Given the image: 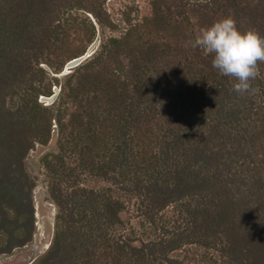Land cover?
Wrapping results in <instances>:
<instances>
[{"label":"trees","instance_id":"trees-1","mask_svg":"<svg viewBox=\"0 0 264 264\" xmlns=\"http://www.w3.org/2000/svg\"><path fill=\"white\" fill-rule=\"evenodd\" d=\"M108 1L0 0V256L34 239L25 162L55 131V231L32 264H264V62L256 93H237L193 46L226 16L264 36V0H152L62 75L86 54L66 58L76 14L118 31ZM131 199L138 231L121 217Z\"/></svg>","mask_w":264,"mask_h":264},{"label":"rangeland","instance_id":"rangeland-1","mask_svg":"<svg viewBox=\"0 0 264 264\" xmlns=\"http://www.w3.org/2000/svg\"><path fill=\"white\" fill-rule=\"evenodd\" d=\"M106 10L118 25V31H111L107 28H100L95 20L88 14H76L77 27L79 32L72 36L68 44L66 58H73L82 51L93 54L100 46L101 40L110 37H119L128 28L129 24H136L152 15V0H109L106 3ZM74 18V17H73ZM90 23L96 28V36L89 43ZM62 75H65L64 73ZM63 79V77H62ZM63 84V81H62ZM54 91L60 92V87H54ZM44 98L45 100H42ZM40 101L49 105L47 97H41ZM57 150V132H53L51 142L47 146L37 145L26 159V169L32 178L36 181V187L33 191V201L35 206L36 233L31 243L25 247L16 249L12 254L1 255L0 264H32L41 257L50 247L54 231L55 219L58 212L56 205L51 201L49 195L50 178L45 169L42 159L48 154ZM88 187L101 188L105 183L92 180L84 181ZM137 201L131 199L127 204V209L121 214L122 219L139 230V221L137 217ZM140 235V233H138ZM143 238H145L142 235Z\"/></svg>","mask_w":264,"mask_h":264},{"label":"clouds","instance_id":"clouds-1","mask_svg":"<svg viewBox=\"0 0 264 264\" xmlns=\"http://www.w3.org/2000/svg\"><path fill=\"white\" fill-rule=\"evenodd\" d=\"M193 46L201 48L205 56L213 55L212 66L221 75L236 79L234 91L256 93L251 81L260 75L258 62H264V36L255 28L242 32L234 17L226 16L202 28Z\"/></svg>","mask_w":264,"mask_h":264},{"label":"water","instance_id":"water-1","mask_svg":"<svg viewBox=\"0 0 264 264\" xmlns=\"http://www.w3.org/2000/svg\"><path fill=\"white\" fill-rule=\"evenodd\" d=\"M90 56H91V54H90V53H87V54H85L84 56H81V57H79V58H76V59L70 61V62L66 65L65 70H64L63 73H64V74H68V73H70L72 69L78 67L81 63H83V62H84L87 58H89ZM57 95H58V93L55 91V94H54L51 98L48 99L49 104L53 103V102L56 100ZM42 100H45V99L42 98Z\"/></svg>","mask_w":264,"mask_h":264},{"label":"bare ground","instance_id":"bare-ground-1","mask_svg":"<svg viewBox=\"0 0 264 264\" xmlns=\"http://www.w3.org/2000/svg\"><path fill=\"white\" fill-rule=\"evenodd\" d=\"M49 99V98H48Z\"/></svg>","mask_w":264,"mask_h":264}]
</instances>
